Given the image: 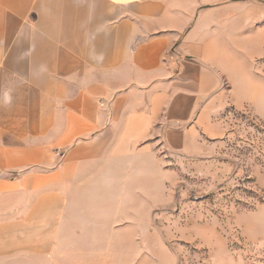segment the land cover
<instances>
[{
    "label": "crops",
    "instance_id": "obj_1",
    "mask_svg": "<svg viewBox=\"0 0 264 264\" xmlns=\"http://www.w3.org/2000/svg\"><path fill=\"white\" fill-rule=\"evenodd\" d=\"M229 10L228 0H0V264L150 263V211L165 197L156 157L211 124L241 38ZM154 247L153 263L174 262Z\"/></svg>",
    "mask_w": 264,
    "mask_h": 264
},
{
    "label": "rangeland",
    "instance_id": "obj_2",
    "mask_svg": "<svg viewBox=\"0 0 264 264\" xmlns=\"http://www.w3.org/2000/svg\"><path fill=\"white\" fill-rule=\"evenodd\" d=\"M228 3L229 22L239 23L230 33L241 38L212 93V125L201 117L188 149L156 157L165 197L150 211L148 264H264V0ZM157 243L173 263H153Z\"/></svg>",
    "mask_w": 264,
    "mask_h": 264
}]
</instances>
